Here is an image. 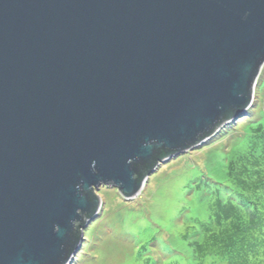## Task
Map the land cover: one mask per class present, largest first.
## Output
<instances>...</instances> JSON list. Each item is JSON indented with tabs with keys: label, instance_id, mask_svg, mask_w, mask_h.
Instances as JSON below:
<instances>
[{
	"label": "water",
	"instance_id": "1",
	"mask_svg": "<svg viewBox=\"0 0 264 264\" xmlns=\"http://www.w3.org/2000/svg\"><path fill=\"white\" fill-rule=\"evenodd\" d=\"M264 0H0V264H67L102 185L248 109Z\"/></svg>",
	"mask_w": 264,
	"mask_h": 264
},
{
	"label": "rangeland",
	"instance_id": "2",
	"mask_svg": "<svg viewBox=\"0 0 264 264\" xmlns=\"http://www.w3.org/2000/svg\"><path fill=\"white\" fill-rule=\"evenodd\" d=\"M263 73L264 69L248 109L203 142L159 161L137 196L126 197L114 186H100L96 190L98 210L82 230L67 264H146L145 258L152 259L150 264H163L175 256L190 255L188 242L177 234L184 221L195 214L205 217L209 204L205 191L214 184L208 181L209 176L224 178L227 154L243 144L247 126L264 115ZM226 192L223 189V195ZM151 238L153 244H149ZM141 248L144 256L136 261ZM208 264L224 263L214 260Z\"/></svg>",
	"mask_w": 264,
	"mask_h": 264
},
{
	"label": "trees",
	"instance_id": "3",
	"mask_svg": "<svg viewBox=\"0 0 264 264\" xmlns=\"http://www.w3.org/2000/svg\"><path fill=\"white\" fill-rule=\"evenodd\" d=\"M260 87L264 89V73ZM246 130L243 144L226 156L224 178L209 176L208 181L214 184L207 181L210 191H205L209 203L205 217L195 214L184 221L177 234L188 242L191 257L175 256L163 264H208L214 260L224 264H264V115ZM223 189L227 191L225 195ZM152 242L154 238L149 244ZM144 251L139 249L136 261ZM151 260L145 258L146 264Z\"/></svg>",
	"mask_w": 264,
	"mask_h": 264
}]
</instances>
